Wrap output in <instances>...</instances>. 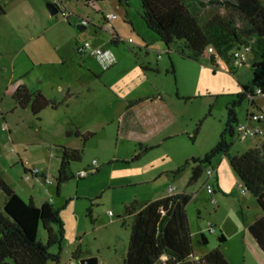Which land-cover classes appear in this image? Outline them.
<instances>
[{
  "label": "rangeland",
  "instance_id": "1",
  "mask_svg": "<svg viewBox=\"0 0 264 264\" xmlns=\"http://www.w3.org/2000/svg\"><path fill=\"white\" fill-rule=\"evenodd\" d=\"M224 1L187 3L204 22L227 14L220 5ZM49 4H56L59 12L53 15ZM0 5L7 12L0 20V175L24 201L32 198L41 205L52 200L60 209L63 251L60 262L48 264H81L83 258L124 264L135 219L127 208L138 211L171 194V187L191 195L187 215L195 254L220 247L231 264H264V253L249 232L262 211L251 193H242L228 157L218 155L201 179L189 185L192 160L203 159L217 146L227 106L250 83L249 65L231 70L221 59L215 66L208 57L188 58L187 48L186 56L177 48L168 52L142 18L140 0H0ZM81 19L88 25L80 28ZM112 30L118 43L112 42ZM85 43L91 47L81 56L75 48ZM97 48L111 54L110 65L93 55ZM20 85L43 93L54 106L39 118L30 108L17 107L13 96ZM254 100L258 108L247 99L237 109L239 123L246 122L249 110L264 114V95ZM261 127L256 137L228 135L231 155L260 147L264 120ZM76 130L95 135L85 143ZM145 133L147 141L139 138ZM60 146L83 153L71 165L75 177L58 193ZM95 160L99 170L79 178ZM25 166L40 173L32 175ZM209 169L217 170L220 182L209 179ZM43 174L54 183L44 184ZM208 183L216 191L217 205L206 191ZM3 201L0 191V206ZM201 233L208 244L200 241ZM222 233L224 244L219 241ZM41 235L45 241L43 229Z\"/></svg>",
  "mask_w": 264,
  "mask_h": 264
},
{
  "label": "trees",
  "instance_id": "2",
  "mask_svg": "<svg viewBox=\"0 0 264 264\" xmlns=\"http://www.w3.org/2000/svg\"><path fill=\"white\" fill-rule=\"evenodd\" d=\"M92 1L86 0L87 3ZM123 1L126 0H119L120 4ZM140 1L142 18L148 28L158 35L168 52L177 48L180 54L186 56L187 48L190 50L188 58L198 60L208 57L215 66H218L217 59H221L231 70H235L232 67L233 51L243 46L251 47V59L246 65L252 68V79L250 83L242 85L243 90L227 106V120L217 146L203 159L192 160L194 166L189 185L201 179L205 166L211 165L214 158L220 154L226 155L246 192L255 197L262 211V216L249 226V232L264 253V140L260 147L235 155H231L233 144L227 140L228 135L240 138L237 132V109L247 99L250 106L254 107V98L264 95V1L226 0L220 5L227 10V14L215 15L204 22L191 11L187 0ZM0 11L3 10L0 8ZM103 21L105 25L108 23L105 18ZM111 33L115 36L112 42L118 43L117 34L113 30ZM210 47L215 52L208 55ZM13 99L17 107L30 108L38 118L45 109L54 106L43 93L31 92L25 85L17 88ZM72 134L73 131H68V135ZM94 135L93 132L82 134L76 130V136L82 137L85 143ZM60 150L61 162L56 177L58 193L61 185L75 177L71 165L80 161L83 153V150L66 146H60ZM86 170L90 172L91 167ZM98 170L95 168V172ZM78 177L85 178L79 174ZM0 191L4 194L0 206V264L60 262L65 240L60 209L53 205L52 200L41 205H37L32 198L28 202L24 201L1 175ZM190 201V194L174 193L153 200L138 211L128 207L127 211L134 214L135 219L124 264H231L220 247L195 260L187 215ZM41 229L46 232L45 241ZM200 241L203 244L209 242L204 233H201ZM219 241L224 244L227 237L222 233ZM53 247L58 248L57 253L51 251ZM78 256L79 249L73 254L74 258Z\"/></svg>",
  "mask_w": 264,
  "mask_h": 264
},
{
  "label": "built area",
  "instance_id": "3",
  "mask_svg": "<svg viewBox=\"0 0 264 264\" xmlns=\"http://www.w3.org/2000/svg\"><path fill=\"white\" fill-rule=\"evenodd\" d=\"M64 16L68 19V18H70L71 14L70 13H64ZM113 18H115V16L108 17L109 20H112ZM87 25H88V20L87 19H81L80 26H87ZM90 47H91V45L89 43L78 44L77 53L84 54L90 49ZM93 50H94L93 55L99 57L100 60L104 64H106L108 66L112 63V56L109 52H103L100 48L93 49ZM214 52H215V50L212 47H210L207 50L208 55H210ZM250 59H251V47L250 46H243L241 48L235 49L233 51V54H232V67L235 69L243 67L249 63ZM263 120H264V114L256 113L253 110H249L248 114H247L246 122L245 123H239L237 126V132L239 134V137L241 139H247L249 137H256L260 133V129L258 128L257 124L262 122ZM251 124H253V126H251ZM3 127L5 129L7 128L6 125H3ZM97 164L98 163L95 160L93 162V166L91 168V171L96 168ZM39 173H40V171L38 168L31 171V174H33L35 176H37ZM88 174H89L88 170L80 171V173H79V175L81 177H86V176H88ZM207 174L209 176V179L215 178L217 175V170L209 169L207 171ZM53 183H54V181L52 178L44 177V184L51 185ZM241 189H242V193H246V189L243 186L241 187ZM174 190H175V188H173V187L170 188L171 192H173ZM206 191L211 198V203L213 205H217L218 201L214 197V193H215L214 187L208 183L206 185ZM210 231L211 232L215 231V227L212 224L210 225ZM195 260L198 261V260H200V258L195 257Z\"/></svg>",
  "mask_w": 264,
  "mask_h": 264
},
{
  "label": "crops",
  "instance_id": "4",
  "mask_svg": "<svg viewBox=\"0 0 264 264\" xmlns=\"http://www.w3.org/2000/svg\"><path fill=\"white\" fill-rule=\"evenodd\" d=\"M0 8L3 10L2 12L0 11V20H2V19H4V16H6L7 15V12H6V10L0 5ZM80 24V23H79ZM80 26V25H79ZM80 28H82V26H80ZM1 31V30H0ZM0 37H1V34H0ZM77 46H78V44L76 45V48H75V50H76V52H77ZM0 47L1 48H3L4 46H2V45H0ZM87 53V52H86ZM86 53H84V54H86ZM84 54H80L81 56H83ZM15 63V62H14ZM27 88H28V86L27 85H25ZM29 89V88H28ZM254 108H258L257 107V105H255L254 106ZM261 125H262V122H260V123H258L257 124V126H258V128L260 129V133H261V130H262V127H261ZM259 133V134H260ZM139 138H141L142 140H145V141H147V139H145V138H148V134H144L143 136H141V137H139ZM25 170L26 171H33L32 169H29V168H27L26 166H25ZM33 175V174H32ZM42 176H44V177H47V176H45V174H43ZM216 177H217V182H220V176L218 175V172H217V175H216ZM176 190V189H175ZM174 190V191H175ZM172 192L171 194H174L175 192ZM216 192V191H215ZM243 194H245V193H243ZM170 195V194H169ZM168 196V195H167ZM259 247V246H258ZM262 251V250H261ZM208 252H205V253H203V254H201V255H198V254H195L194 253V255H195V257H199V258H201V257H203L205 254H207ZM263 253V252H262ZM261 255V254H260ZM262 258L261 259H263V257L264 256H261Z\"/></svg>",
  "mask_w": 264,
  "mask_h": 264
},
{
  "label": "water",
  "instance_id": "5",
  "mask_svg": "<svg viewBox=\"0 0 264 264\" xmlns=\"http://www.w3.org/2000/svg\"><path fill=\"white\" fill-rule=\"evenodd\" d=\"M50 11L53 15L59 12L56 4H49ZM81 264H97V261L93 258H83L80 260Z\"/></svg>",
  "mask_w": 264,
  "mask_h": 264
}]
</instances>
